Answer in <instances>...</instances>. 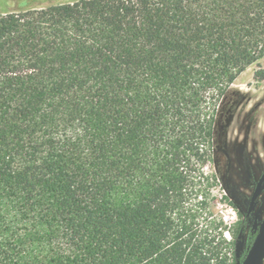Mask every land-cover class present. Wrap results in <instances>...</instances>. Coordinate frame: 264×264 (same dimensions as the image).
I'll return each instance as SVG.
<instances>
[{
    "label": "trees",
    "instance_id": "16d2710c",
    "mask_svg": "<svg viewBox=\"0 0 264 264\" xmlns=\"http://www.w3.org/2000/svg\"><path fill=\"white\" fill-rule=\"evenodd\" d=\"M263 60L264 0L0 13V264H241L204 166Z\"/></svg>",
    "mask_w": 264,
    "mask_h": 264
},
{
    "label": "rangeland",
    "instance_id": "374dc122",
    "mask_svg": "<svg viewBox=\"0 0 264 264\" xmlns=\"http://www.w3.org/2000/svg\"><path fill=\"white\" fill-rule=\"evenodd\" d=\"M61 1L68 0H0V13ZM257 68L249 67L233 84L246 97L228 133L230 157L210 159L204 166L206 175L214 177L210 210L232 232L245 218L255 184L264 170V83L254 77ZM255 218H264V189L248 218L250 226Z\"/></svg>",
    "mask_w": 264,
    "mask_h": 264
},
{
    "label": "water",
    "instance_id": "95a60500",
    "mask_svg": "<svg viewBox=\"0 0 264 264\" xmlns=\"http://www.w3.org/2000/svg\"><path fill=\"white\" fill-rule=\"evenodd\" d=\"M263 184L264 172L259 178L256 187L252 193L247 210V215L252 214L256 204V200L263 190ZM252 229L257 230V234L241 264H262L264 260V218L261 222H259L258 219H255L253 222Z\"/></svg>",
    "mask_w": 264,
    "mask_h": 264
},
{
    "label": "flooded vegetation",
    "instance_id": "af4514ba",
    "mask_svg": "<svg viewBox=\"0 0 264 264\" xmlns=\"http://www.w3.org/2000/svg\"><path fill=\"white\" fill-rule=\"evenodd\" d=\"M263 172H264V170L262 171V174H263ZM262 174H261V176H262ZM260 176V177H261ZM259 177V178H260ZM259 180V179H258ZM258 182V181H257ZM257 184V183H256ZM256 184H255V187H256ZM255 189V188H254ZM263 189H264V184H263ZM254 191V190H253ZM263 191V190H262ZM261 194V193H260ZM252 196V195H251ZM260 196V195H259ZM258 196V197H259ZM251 199V198H250ZM258 199V198H257ZM250 202V201H249ZM256 202H257V200H256ZM249 206V205H248ZM255 206H256V204H255ZM254 209H255V207H254ZM248 210V209H247ZM253 213H254V210H253V212H252V214L251 215H253ZM251 215H247V213H246V215H245V218L242 220V221H244L245 219H247L248 220V218L251 216ZM255 219H258V218H255ZM254 219V220H255ZM259 220V219H258ZM254 222V221H253ZM259 222H261V221H259ZM252 226H253V223H252V225L250 226L249 225V220H248V225H247V227H246V229H245V232H244V243H243V246H242V252H244V250H245V248L247 247V242H248V239H249V235H250V231L252 230V231H254V232H256V234H257V230H253L252 229Z\"/></svg>",
    "mask_w": 264,
    "mask_h": 264
},
{
    "label": "built area",
    "instance_id": "2783aa9c",
    "mask_svg": "<svg viewBox=\"0 0 264 264\" xmlns=\"http://www.w3.org/2000/svg\"><path fill=\"white\" fill-rule=\"evenodd\" d=\"M225 236L228 238V239H231V235L228 231L225 232Z\"/></svg>",
    "mask_w": 264,
    "mask_h": 264
},
{
    "label": "bare ground",
    "instance_id": "6f19581e",
    "mask_svg": "<svg viewBox=\"0 0 264 264\" xmlns=\"http://www.w3.org/2000/svg\"><path fill=\"white\" fill-rule=\"evenodd\" d=\"M262 264H264V260H263Z\"/></svg>",
    "mask_w": 264,
    "mask_h": 264
}]
</instances>
